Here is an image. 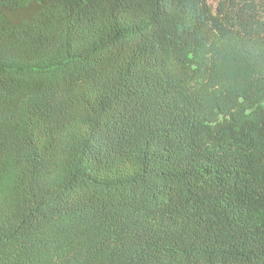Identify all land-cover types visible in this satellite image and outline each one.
I'll return each mask as SVG.
<instances>
[{
	"label": "trees",
	"instance_id": "obj_1",
	"mask_svg": "<svg viewBox=\"0 0 264 264\" xmlns=\"http://www.w3.org/2000/svg\"><path fill=\"white\" fill-rule=\"evenodd\" d=\"M0 264H264V0H0Z\"/></svg>",
	"mask_w": 264,
	"mask_h": 264
},
{
	"label": "rangeland",
	"instance_id": "obj_2",
	"mask_svg": "<svg viewBox=\"0 0 264 264\" xmlns=\"http://www.w3.org/2000/svg\"><path fill=\"white\" fill-rule=\"evenodd\" d=\"M212 3H214L216 0H210Z\"/></svg>",
	"mask_w": 264,
	"mask_h": 264
}]
</instances>
